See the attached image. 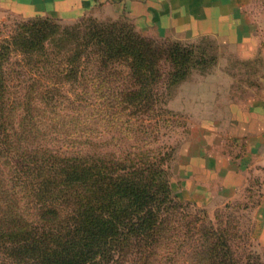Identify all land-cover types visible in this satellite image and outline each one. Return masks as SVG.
Returning a JSON list of instances; mask_svg holds the SVG:
<instances>
[{"label": "trees", "instance_id": "obj_1", "mask_svg": "<svg viewBox=\"0 0 264 264\" xmlns=\"http://www.w3.org/2000/svg\"><path fill=\"white\" fill-rule=\"evenodd\" d=\"M14 53L20 91L7 73ZM214 61L205 48L144 37L128 20L17 24L0 42V264H264L231 222L175 195L174 147L112 150L116 133L102 137L106 127L148 138L146 122L166 116L160 86ZM69 84L83 88L76 101L89 87L108 101L99 135L68 132L71 114L58 105L75 104L61 92Z\"/></svg>", "mask_w": 264, "mask_h": 264}, {"label": "crops", "instance_id": "obj_2", "mask_svg": "<svg viewBox=\"0 0 264 264\" xmlns=\"http://www.w3.org/2000/svg\"><path fill=\"white\" fill-rule=\"evenodd\" d=\"M241 1L0 0V7L27 17L67 21L97 9L100 15L105 11L123 14L135 21L143 35L158 32L187 40L213 35L222 45L234 46L241 59H250L252 53L246 49L256 43L246 17L238 11ZM239 28L245 34L240 36ZM220 86L211 98L196 104L187 94L181 95L180 110L197 121L191 125L193 139L180 149L184 186L188 200L207 205L234 200L247 187L254 190L253 185H259L262 195L254 210L255 235L264 249V83L244 97Z\"/></svg>", "mask_w": 264, "mask_h": 264}, {"label": "rangeland", "instance_id": "obj_3", "mask_svg": "<svg viewBox=\"0 0 264 264\" xmlns=\"http://www.w3.org/2000/svg\"><path fill=\"white\" fill-rule=\"evenodd\" d=\"M240 6L238 11L246 17L248 28L256 43L246 49L247 52L252 53V58L250 59H241V56L234 46L229 44L222 45L219 39L213 35H204L190 40L182 37L160 35L158 32L143 35L138 31L137 25L131 17L123 14H111L107 11H105L104 15H100L97 11L98 9L91 10L79 20L67 21L49 16L27 17L16 12L4 10L0 7V42L13 32L17 24L25 23L36 18H49L62 26H73L84 18H94L100 22L128 20L134 24L138 33L160 44L178 43L187 47L199 46L205 48L209 55L215 59L214 64L210 66L209 70L206 72L193 70L186 80L170 90L166 86H160L163 97L158 102V107L166 113V116L163 120L146 122L147 125L151 124L154 127L152 128L154 130L148 135V138L142 133L130 134L129 136L126 133L120 135L116 131H113L109 134L106 127L102 137L105 140L111 141L112 133H116L114 136H117L118 140H115V142L111 141L116 144L109 146V149L112 150H127L131 149L133 145L143 147H174L175 152L173 153V160L170 165V181L175 195L182 202H191L195 205L191 207L192 212H206L209 219L214 223H217L216 216L218 219H224L225 222H231L232 227H234L233 234L241 235L251 250L259 254L264 261L263 246L259 242L257 235H255L256 223L254 210L262 195L259 185L254 184V190H249L250 188L247 187L239 197L231 201H215L207 205L197 204L194 201L188 200L189 196L184 186L185 178L182 174L184 168L180 161L181 146L186 141L193 139L191 136V125L197 122L193 116L180 110L181 95L187 94L189 101L192 104H196L206 97L211 98L212 93L219 85H221L220 87L222 89L231 88L230 93L234 96L244 97L249 93V90L253 91L255 88H260L264 83V0H242ZM244 28L247 31V27ZM239 29L241 30L239 31L240 36L245 34L243 28ZM10 58L11 62L8 65L7 73H10L11 78H13L12 80L15 83L14 90L20 91L22 88L19 87L20 84L16 80L18 77L16 75V69L17 62L21 59V56L14 53ZM162 69L166 72L168 71V66H162ZM223 77L225 80L220 81L218 79ZM121 81L122 86H125V76H122ZM102 87V93H108L113 85L110 83ZM82 89V87L76 84L61 87V92L68 94L74 100L75 104L70 105L69 103L61 102L58 105V109L63 114H71L67 121L65 120V123H67L70 129L68 132H72L71 134L79 140H85L89 135L96 136L102 133L105 122L100 121L101 117L99 118V114L101 113L104 117V112L108 109V101L99 99L95 88L92 87L87 88L85 91L88 94L83 93L86 96H80L76 101L74 94L80 93L81 95ZM82 98L83 100H80ZM63 137V133L61 132L58 139H63Z\"/></svg>", "mask_w": 264, "mask_h": 264}]
</instances>
